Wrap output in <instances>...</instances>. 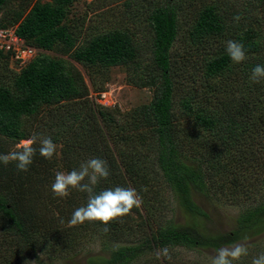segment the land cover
<instances>
[{
  "label": "trees",
  "instance_id": "16d2710c",
  "mask_svg": "<svg viewBox=\"0 0 264 264\" xmlns=\"http://www.w3.org/2000/svg\"><path fill=\"white\" fill-rule=\"evenodd\" d=\"M13 1L0 0V14L6 13L0 28L16 26L40 53L11 84L0 80V154L33 136L37 151L27 172L15 163H0V264L72 255L76 245L62 235L61 216L65 208L73 214L85 206L87 194L72 191L57 198L51 184L60 162L68 172L90 158L106 161L110 171L95 187L97 193L120 186L140 196L145 186L158 193L168 184L189 217L184 224L156 226L151 213L136 223L128 215L111 223L108 232L100 223H87L91 237L97 235L108 252L87 264H169L172 259L196 264L185 262L176 249L216 251L264 234V80L250 81L252 69L264 65V0H146L149 40L141 41L126 29L83 38L65 24L80 0H23V9L9 18L6 10ZM188 17L193 21L186 24ZM184 28L189 43L179 55L175 44ZM229 40L243 44L245 62L232 63ZM58 49L94 70L91 88L69 59L46 54ZM1 58L9 60L2 51ZM117 66L128 68L130 83L154 93L148 105L129 112L128 124L119 122L118 108L91 100V93L105 92L109 70ZM190 122L193 129L186 127ZM140 129L155 140L153 152L112 151L114 142L126 145L135 138L143 143ZM45 137L61 147L51 161L39 154V139ZM233 185L238 189L233 192L244 196L233 197L240 206L235 227L209 234L204 227L209 215L195 196H227ZM165 247L170 258L156 256Z\"/></svg>",
  "mask_w": 264,
  "mask_h": 264
},
{
  "label": "rangeland",
  "instance_id": "374dc122",
  "mask_svg": "<svg viewBox=\"0 0 264 264\" xmlns=\"http://www.w3.org/2000/svg\"><path fill=\"white\" fill-rule=\"evenodd\" d=\"M35 1H41L42 3L50 2V0H31L33 3ZM135 1L136 0H80L71 6L65 24L71 26L73 31L79 32L83 38H88L95 32L103 33L116 29H126L131 33H135L132 38L136 41L149 40L146 20L147 14H145L144 9V6L148 5L149 1L140 0L142 2L138 7L135 6ZM22 3L23 0L12 2L10 7L6 10L11 15L9 18L17 11L23 9ZM128 3L132 5L129 7L127 5ZM4 14L6 13L0 14V19ZM191 21L193 20L188 17L186 24H189ZM12 27L16 28V26ZM185 32L186 28L183 29L179 40L175 44V49L179 55L185 53L187 49L186 43H189L188 38L185 40ZM61 51L62 49H58L53 52H46V54L52 57L69 59V61L82 72L86 82L91 88L90 76L91 74H95L94 70L92 68H85L79 63H76L71 56L68 55V52L62 53ZM70 54H72V52ZM12 66L10 59H0V80L8 81V84L12 83L13 77L18 73ZM129 76V71L126 66L112 67L109 70L110 81L106 85L105 92H102L103 94L91 93V100L98 105H102L98 101L101 99L102 95H106V98L110 100V105L105 107L118 108L120 113L122 112L121 116L118 115L119 122L127 124L129 120L131 122V116H128L129 112L132 110H140L142 107L148 105L154 94L151 88L139 87L130 83ZM186 127L194 128L192 122L189 124L187 123ZM141 132H143L146 137L143 143H141V140L135 138L132 141L130 140L129 144L127 143L126 145L121 144L118 146L117 142H114V144H112V151L116 154L125 151L133 152L134 154L143 153V155L153 152L155 150V140L150 137L147 130L142 129ZM137 138H139V136H137ZM192 144L193 142L187 146L188 152H191V148L194 146ZM195 147L197 146L195 145ZM60 148V146H57V152H61ZM14 150L15 146L11 148V151ZM54 171L67 172L61 162L59 163V169L56 168ZM218 184L222 185L223 180ZM144 189L146 192L142 190L140 193L142 197L141 206L138 210H132L130 214L135 223L150 216L149 213L154 215L152 216V223L156 226L171 225L172 223L184 224L187 221L186 219L189 217L188 213L186 214L185 211H183L176 194L168 184L158 193H152L150 191L151 187L149 186H145ZM234 189L238 190L233 185L231 193L227 196H222L221 194L213 197H204L202 195L195 196V201L203 207L209 215V218L205 219L204 226L205 231L209 234H225L234 229L235 221L240 213V206L232 202L233 197H235L237 201L242 200L244 197L242 192H233ZM58 204L61 206L62 203L58 202L55 205ZM71 211V209H64L61 216L63 220L60 221V226L62 235L65 237L69 236L76 245L73 253H71L72 255L65 259L62 258V256H60L59 259H48L45 256H41L43 261L32 259L29 264H87L89 259L93 256H108V252L103 249L102 240L95 234L91 237L92 233L86 228L88 227L87 223L78 226H72L69 223L72 216ZM237 244H243L248 248L249 255L242 257L241 261L251 264L253 257L264 252V234L258 237L246 238L234 245ZM176 252L185 259V262L187 260L197 261L196 264H211V259L216 254V251H192L187 248H177ZM150 256H153V254ZM156 256H158V254H156ZM169 264L178 263L177 260L172 259ZM238 264L240 263L238 262Z\"/></svg>",
  "mask_w": 264,
  "mask_h": 264
},
{
  "label": "clouds",
  "instance_id": "9594fccd",
  "mask_svg": "<svg viewBox=\"0 0 264 264\" xmlns=\"http://www.w3.org/2000/svg\"><path fill=\"white\" fill-rule=\"evenodd\" d=\"M233 19L239 22L241 16L236 15ZM226 51L233 64H241L248 58L243 44L235 40L227 41ZM262 80H264V65H256L252 69L250 81L260 83ZM36 142V136L21 140L15 145L14 151L8 154H0V163L7 166L14 162L18 171L27 172L37 151L34 147ZM39 145V154L46 160L51 161L57 154V145L50 137L39 139ZM109 176L110 171L106 161L100 158H90L82 162L78 169L68 172H55V179L51 184V191L55 197L68 198L72 191L87 194L86 205L75 209L69 220L72 226L100 223L104 226L103 231L108 232L110 230L108 226L111 223L122 221L124 217L132 213L134 208L141 206L142 197L132 187L116 186L97 193L95 187L102 179L107 180ZM157 254L170 258L167 247L159 250ZM247 255H249L248 248L243 244L222 247L216 250V254L211 259V264H238L241 258ZM251 264H264V252L253 257Z\"/></svg>",
  "mask_w": 264,
  "mask_h": 264
},
{
  "label": "built area",
  "instance_id": "2783aa9c",
  "mask_svg": "<svg viewBox=\"0 0 264 264\" xmlns=\"http://www.w3.org/2000/svg\"><path fill=\"white\" fill-rule=\"evenodd\" d=\"M0 51L9 56L12 68L16 69L18 73L25 69L40 53L38 48L28 45L13 27L0 28ZM98 102L104 106L110 105V100L106 98V95H102Z\"/></svg>",
  "mask_w": 264,
  "mask_h": 264
}]
</instances>
